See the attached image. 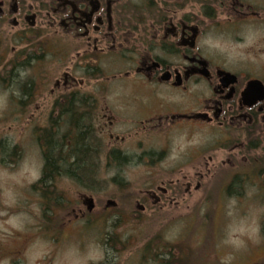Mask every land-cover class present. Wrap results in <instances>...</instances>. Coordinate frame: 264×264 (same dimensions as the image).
Wrapping results in <instances>:
<instances>
[{"label": "flooded vegetation", "instance_id": "obj_1", "mask_svg": "<svg viewBox=\"0 0 264 264\" xmlns=\"http://www.w3.org/2000/svg\"><path fill=\"white\" fill-rule=\"evenodd\" d=\"M252 24L264 0H0V264H124L109 216L167 215L209 179L229 195L259 185L264 204V61L229 64L208 42L241 45ZM128 148L152 162L195 148L194 164L153 177L133 208L98 202L108 181L92 169Z\"/></svg>", "mask_w": 264, "mask_h": 264}, {"label": "rangeland", "instance_id": "obj_2", "mask_svg": "<svg viewBox=\"0 0 264 264\" xmlns=\"http://www.w3.org/2000/svg\"><path fill=\"white\" fill-rule=\"evenodd\" d=\"M228 33L214 32L209 35L208 42L229 64L255 65L264 61L263 25L245 26L240 32L243 38L241 45H234ZM35 143L29 137L26 147L36 148ZM139 149L128 148L131 160L125 164L92 169L93 177H104L108 181V190L98 195V202L119 196L123 207L133 208L137 193L152 183L153 177L169 179L171 172L173 178L179 167L183 166L184 172H188L194 164L188 157L195 148H168L162 162L134 158V153L145 150ZM115 177L127 184L124 188L127 191H122L121 195L114 191L117 187L115 180L111 179ZM226 186L221 180L209 179L201 190L186 197L178 210L171 206L167 215L147 213L139 218L127 214L109 216V234L115 238L110 242L118 246L117 253L114 251L116 254L110 252L126 258L124 264H156L152 260L158 256L155 252L163 250L164 246L169 248L173 258L183 256L190 261L189 264H264V204L257 195L260 186L246 184L241 189L232 186L230 195L225 193ZM235 191L242 195L237 196ZM72 260L80 263L79 256Z\"/></svg>", "mask_w": 264, "mask_h": 264}, {"label": "trees", "instance_id": "obj_3", "mask_svg": "<svg viewBox=\"0 0 264 264\" xmlns=\"http://www.w3.org/2000/svg\"><path fill=\"white\" fill-rule=\"evenodd\" d=\"M79 141H78V144H77V146L79 147ZM62 148V147H61ZM83 150H84V148H83ZM77 151H79V150H77ZM78 153V152H77ZM79 155V154H78ZM77 155V156H78ZM115 163H116V165L117 166H120V165H122V164H125V163H127V158L125 157V158H121V157H119V158H115L114 160H113ZM94 169V168H93ZM76 171H77V173L78 172H81V171H83V172H86V169L84 168V167H82V168H77L76 169ZM112 243V242H111ZM114 243V242H113ZM116 246V245H115ZM180 257H182V256H180ZM174 264H178V263H174Z\"/></svg>", "mask_w": 264, "mask_h": 264}]
</instances>
